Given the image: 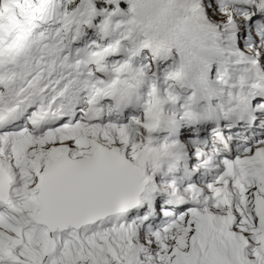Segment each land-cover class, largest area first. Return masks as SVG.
<instances>
[{
    "label": "snow or ice",
    "instance_id": "1",
    "mask_svg": "<svg viewBox=\"0 0 264 264\" xmlns=\"http://www.w3.org/2000/svg\"><path fill=\"white\" fill-rule=\"evenodd\" d=\"M127 3L123 12L121 0H0V264H264V85L251 96L245 118L235 122L202 120L193 109L194 87L187 103L169 93L170 102L185 111L178 113L176 139L158 147L156 133L171 123L163 113L159 120L154 115L159 66L142 112L129 117L124 86L133 63L119 57H134L144 48L154 62L179 56L162 73L173 84L189 86L185 82L201 59L205 38L188 17L204 5ZM233 9L251 14L238 16ZM98 16L101 23L95 25ZM206 17L221 34L226 25H237L243 41L244 22L264 20V0L246 5L209 0ZM43 22L54 27L61 54L65 40H75L82 29L98 28L112 37L89 53L95 79L90 94L78 95L68 76L45 80L27 64L18 70L19 40ZM252 47V62L259 67L264 37ZM108 57L117 62L111 64L114 78L106 81L100 74ZM145 68L150 71L151 65ZM209 73L222 79L219 67ZM242 130L261 135L242 142L237 135ZM174 147L184 150L187 179L177 160L169 171L176 170L181 185L168 177L161 187L165 177L156 169L149 174L145 163L153 160L158 169L161 150ZM208 153L216 154L217 168L223 169L211 183L200 167ZM225 180L228 191H235L227 199L217 193ZM204 196L212 200L207 213L199 203ZM209 220L223 221V250L204 242Z\"/></svg>",
    "mask_w": 264,
    "mask_h": 264
},
{
    "label": "rangeland",
    "instance_id": "2",
    "mask_svg": "<svg viewBox=\"0 0 264 264\" xmlns=\"http://www.w3.org/2000/svg\"><path fill=\"white\" fill-rule=\"evenodd\" d=\"M188 2H190V0H188ZM197 3H201L202 6L200 8V11L198 14L192 15L191 17H188L189 23L197 26L198 28H201L202 30V25H205L207 28H211L212 30L216 31V22L215 21H211L210 17H206V6L209 3V0H196ZM212 3H214V0H211ZM121 3L124 4L125 7H129L127 0H121ZM123 12H127L126 10L122 9ZM251 11H249L248 13H246V15H250ZM239 22V21H238ZM95 24V22H94ZM249 22L247 23L245 21V23L243 24V28H244V39L243 41H241L240 36H239V29L237 28V25H231V26H225V28L228 29L225 30L222 34L218 33L217 31L214 33L215 35H220V36H226L230 41L226 42L225 44H223L219 39H217L218 41H213L212 39H210V37H208L205 32L202 30V35L204 36V51L201 53V60H199L200 65H201V71L203 72L204 75L208 76L210 79H213V84H215V80H214V76L210 75L209 73V68L213 67V73L216 71L217 67H219V69L222 66H227L229 67L230 71H234L235 69V61H234V57L230 56V54L228 53H224L222 51H218L216 48V45H222L225 48H228L229 50H238L240 48V44L243 43L244 44V48H243V52L247 53V54H251L253 55V43L255 42L257 43V38L256 36H253V29H250L249 26ZM39 25L41 26V29L44 28H48L50 30L55 31L54 27L48 23V22H43L40 24H37L36 27H39ZM96 25V24H95ZM44 27V28H42ZM251 35V38H250ZM43 37V39L39 38V39H35L34 42L31 43V45H33V48L36 52H42L44 55L49 56V53L52 55L55 54H59V55H63L65 59H74L70 62L71 65H75L77 59H79V61H82L83 63H81L79 65V67H83V65L88 64L87 60L89 58V53L93 50H97L95 48V45L99 44L101 47L105 46L106 42L111 41L112 37L110 38L108 35L103 34L101 31L98 32V28H86V29H82L81 32L76 36L75 40H73L72 38H68L65 40V44H66V49L65 51L61 54L59 51L56 50L55 45L57 43V37L53 35H49V34H45V30L43 31V34L41 35ZM80 37V38H79ZM80 39V40H79ZM79 40V41H77ZM20 41V40H19ZM42 45H44L45 47L42 48ZM209 47V48H208ZM70 49L75 50V53L70 52ZM212 49V50H211ZM242 49V48H240ZM220 53L221 55H223L222 59H217L219 57V55L216 52ZM150 50L148 48H144L143 51L138 50L137 55H135L134 57H129L126 54L122 55L121 57H119V59L123 60V59H129L132 63H133V70L130 74V82L128 83V85L130 86H134L136 83H149L150 79L153 77V73L157 71V66H159V69L161 71V74L159 77L164 78L163 76V71L167 69V67L163 66V65H156V63L154 62V58L151 54H149ZM85 57V58H84ZM178 58V57H177ZM217 60L218 61V65H216L215 67L211 65V63L205 62L206 60ZM108 62H110V64L116 63L117 62V58L111 60L110 57H108ZM179 62V60H178ZM77 64V63H76ZM208 65L207 67L205 65ZM151 65V70L148 71L146 68L142 70V66H148ZM263 65V64H261ZM221 66V67H220ZM197 69H200L196 66ZM110 70V73L108 75V78H114L115 74L112 71V68H108ZM148 74V77L146 78L144 75ZM154 78V77H153ZM156 79V77L154 78ZM145 83V84H146ZM146 167V166H145ZM147 168V167H146ZM203 219V218H202ZM222 221V220H221ZM209 222H211L209 220ZM217 231H223V234L226 233V229L224 227V225L222 227H210L208 228V233L209 232H217ZM206 233V239H205V243H215L216 241H209V238L212 236L210 234ZM226 236V234H225ZM208 238V239H207ZM207 241V242H206Z\"/></svg>",
    "mask_w": 264,
    "mask_h": 264
},
{
    "label": "bare ground",
    "instance_id": "3",
    "mask_svg": "<svg viewBox=\"0 0 264 264\" xmlns=\"http://www.w3.org/2000/svg\"><path fill=\"white\" fill-rule=\"evenodd\" d=\"M254 69H257L256 67H250L249 68V73L254 76ZM256 80H257V83H260L261 81L264 80V77L261 76V75H256ZM224 224L223 222H218L216 225H213V224H210L207 226V230H206V233H208V228L210 227H222ZM209 236L207 237H210V234L212 235L210 238H209V241L211 240L212 242L213 241H216L215 243H212L213 246L215 247H218L219 249L223 250L224 248H226L227 244H226V240L225 239H221V236H225V234H223V231H217V232H209L208 233ZM208 239V238H207ZM207 242V241H206Z\"/></svg>",
    "mask_w": 264,
    "mask_h": 264
},
{
    "label": "trees",
    "instance_id": "4",
    "mask_svg": "<svg viewBox=\"0 0 264 264\" xmlns=\"http://www.w3.org/2000/svg\"><path fill=\"white\" fill-rule=\"evenodd\" d=\"M123 9L127 11L128 8L124 6ZM94 22H95L96 25H99L101 23V17H99V16L96 17V19L94 20Z\"/></svg>",
    "mask_w": 264,
    "mask_h": 264
}]
</instances>
